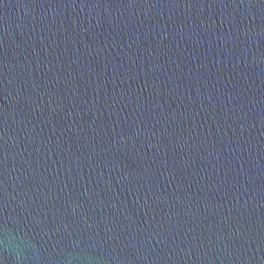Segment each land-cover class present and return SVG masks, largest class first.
I'll use <instances>...</instances> for the list:
<instances>
[{
	"label": "water",
	"instance_id": "water-1",
	"mask_svg": "<svg viewBox=\"0 0 264 264\" xmlns=\"http://www.w3.org/2000/svg\"><path fill=\"white\" fill-rule=\"evenodd\" d=\"M0 264H264V0H0Z\"/></svg>",
	"mask_w": 264,
	"mask_h": 264
},
{
	"label": "clouds",
	"instance_id": "clouds-1",
	"mask_svg": "<svg viewBox=\"0 0 264 264\" xmlns=\"http://www.w3.org/2000/svg\"><path fill=\"white\" fill-rule=\"evenodd\" d=\"M21 243H23V242H21Z\"/></svg>",
	"mask_w": 264,
	"mask_h": 264
}]
</instances>
